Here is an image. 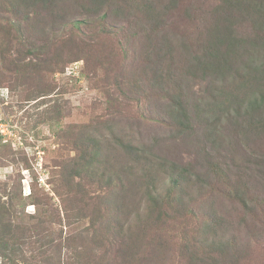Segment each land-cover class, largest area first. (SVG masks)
<instances>
[{"label":"rangeland","instance_id":"rangeland-1","mask_svg":"<svg viewBox=\"0 0 264 264\" xmlns=\"http://www.w3.org/2000/svg\"><path fill=\"white\" fill-rule=\"evenodd\" d=\"M83 1L0 0V263L264 264V0Z\"/></svg>","mask_w":264,"mask_h":264},{"label":"trees","instance_id":"trees-1","mask_svg":"<svg viewBox=\"0 0 264 264\" xmlns=\"http://www.w3.org/2000/svg\"><path fill=\"white\" fill-rule=\"evenodd\" d=\"M27 1H32L34 3L33 4L31 2L33 5H35V4L38 5V4H41V3L42 4L43 3L47 4L48 10L52 14L54 12L55 6H56V8L58 7L57 6L58 5L57 2H59V1L61 2L62 1L61 5H63L67 1L68 2L70 1V3H71V2H75V1H79V0H27ZM81 2H84V1L81 0ZM90 2H91L92 5H96V8L94 10L92 9V11H95L96 12L95 14H96L97 18H101L104 21H107L106 18L108 17V15H107L106 12H108V11L109 12H112L113 14L114 13H117V15H119L120 13L121 14L130 15L133 11H135L138 8L137 7L138 5L135 4L134 1H120V2H117V1L98 0V1H90ZM113 8H116V9H113ZM102 11H103V13H102ZM90 14H93L94 15V13H90ZM70 20L71 21H75L76 19L75 18L74 19H69L68 21H70ZM0 23H1V20H0ZM2 28L4 29V26H2ZM3 32H5L4 33V38L6 40L11 41L12 38H13V36L11 34L10 29H8L7 31H3ZM153 39H157V37L154 36ZM27 48H28L27 52H33V48H31V47H27ZM157 54L159 56V53H157ZM35 58H37V57H35ZM29 62H31V63L32 62H34V63L36 62V61H34V56L30 58ZM157 63H158V66L161 65V61L158 60V59L156 61V64ZM170 104L171 105L168 106V108L170 110V113H175L178 109H181V115L183 116V118L181 120L182 124H184V125L186 124L188 127H191L192 125L194 126V124H193V122L191 120L194 118L195 114H193L191 112V115H190V113H189V107H188L190 104H186V103L184 104L183 103V99H179V102L178 101L170 102ZM149 149H151V148H149ZM143 150H144V153L145 154H149V151H148L147 148H145ZM76 151H77V149H76ZM139 152H141L142 155H143V152L142 151L139 150ZM98 153L99 152L97 151V154ZM145 158L148 159V162H146V163L152 162V160L150 161V158L147 155H146ZM125 168L126 169H129V170L131 169L132 171L134 170V166L133 165L131 167L130 166H126ZM184 170H186V169H184ZM118 172H113V173L115 175V174H118ZM181 175H183V173H181ZM119 178H120V175L118 174V179ZM65 211H66V209H65ZM66 217H70L68 213H67V216ZM11 218L12 217H11V213L9 211V208L5 204L0 205V244H1L0 247L2 246V242H3V248L4 249H3V252L1 253V255H2V257H3L4 260H7V263L8 262H11L12 255H13V252H14L13 251V248H9L8 247L9 246L8 240H10V239L12 240L13 239V234L12 235L11 234H7V232H10L11 231V228L13 226L20 227V223L18 224V221H14ZM5 219H6V221H5ZM105 221H107V219H105ZM102 222H104V221L102 220ZM1 230H2V232H1ZM97 230L98 229H95L93 232H91L92 231V228H90V231L89 232L94 235ZM207 231L209 233L216 234L218 232V229H217V227L211 226V225L208 224L207 225ZM79 234H80V236L82 235V233H79ZM212 234H210L209 236L206 237L205 242L209 241V239L211 237H214V235H212ZM66 240H68V238H66ZM110 243L111 242H108L106 245H109ZM125 246H126V242H125ZM160 246H159V248H160ZM195 246H197V245H195ZM221 246H222V250H221V252L218 255H221V257L223 258V255L229 254V249L231 248V243H224L223 242V245H221ZM73 251L74 252H77V247H76V249H73ZM125 252L126 251L124 250V253ZM192 254H193L192 257L189 260L193 264H205V263L209 262L206 259H214V260L217 259V257H215L214 255H212V253H211V255H210L209 258L207 256H205L203 258L202 257H199L198 258L199 252L196 251V250H194V252ZM101 257L102 258L96 260L94 262V264H113L110 261V260H112L111 257L108 258V251L107 250L104 251L103 256H101ZM130 258H131L130 257V254H127L126 256H123L120 259L119 264H128V261L130 260ZM2 262L0 264H2ZM130 263H131V261H130ZM5 264H6V262H5ZM77 264H87V263H85L84 261H81V262L80 261H77Z\"/></svg>","mask_w":264,"mask_h":264}]
</instances>
